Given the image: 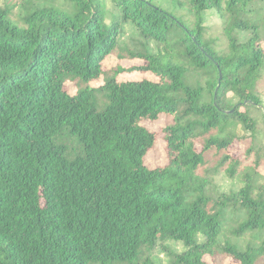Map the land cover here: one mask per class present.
Wrapping results in <instances>:
<instances>
[{
	"label": "trees",
	"instance_id": "obj_1",
	"mask_svg": "<svg viewBox=\"0 0 264 264\" xmlns=\"http://www.w3.org/2000/svg\"><path fill=\"white\" fill-rule=\"evenodd\" d=\"M260 2L0 0V264H264Z\"/></svg>",
	"mask_w": 264,
	"mask_h": 264
},
{
	"label": "rangeland",
	"instance_id": "obj_2",
	"mask_svg": "<svg viewBox=\"0 0 264 264\" xmlns=\"http://www.w3.org/2000/svg\"><path fill=\"white\" fill-rule=\"evenodd\" d=\"M258 8H261L264 10V0H261V2L256 6ZM205 25L208 27L207 31L208 34L217 37V43L220 45V47L224 48L226 45V38L225 35L221 32V22L218 16L214 13L207 12L206 13V19H205ZM117 63V59L114 55L108 56L103 61V67L105 69H109L113 65ZM140 61H122L121 64L124 66H129L132 64H139ZM120 79H138V78H149V79H155L154 76L148 74V73H138V72H132V73H124L118 76ZM102 82V79H98L97 81L92 82V85H97ZM67 90L72 92L74 91V86L70 83L67 85ZM258 91L261 95L262 101L264 103V72L263 76L259 82ZM253 116L257 119L258 122V129L260 131L257 144L264 145V108L260 106L259 110H252ZM164 125V118L161 117L158 121L151 124V128L155 129L157 132L159 129ZM146 163L154 167L156 165H163L166 163L165 160V152H164V142L161 140L160 136H157V142L155 144V147L147 154L146 157ZM215 182L219 186V189L222 191H228L230 189H237L240 184L238 180L236 179H229L224 174H219L215 177ZM169 246L172 248L180 249V246L174 245L173 243H170ZM153 257L160 261L162 264L164 263V255L159 252V247H157L154 251ZM222 264H237L233 262L231 259L225 260Z\"/></svg>",
	"mask_w": 264,
	"mask_h": 264
},
{
	"label": "water",
	"instance_id": "obj_3",
	"mask_svg": "<svg viewBox=\"0 0 264 264\" xmlns=\"http://www.w3.org/2000/svg\"><path fill=\"white\" fill-rule=\"evenodd\" d=\"M220 78H221V75H219V80H220ZM230 112H232L231 110L230 111H228V113H230Z\"/></svg>",
	"mask_w": 264,
	"mask_h": 264
}]
</instances>
